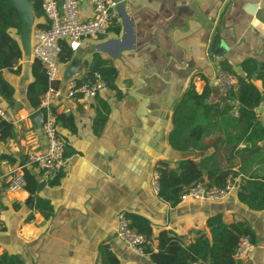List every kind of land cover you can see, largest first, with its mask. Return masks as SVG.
Instances as JSON below:
<instances>
[{
    "label": "crops",
    "instance_id": "obj_1",
    "mask_svg": "<svg viewBox=\"0 0 264 264\" xmlns=\"http://www.w3.org/2000/svg\"><path fill=\"white\" fill-rule=\"evenodd\" d=\"M79 2L80 16L92 17L90 0ZM124 4L123 11L115 6L116 23L108 35L82 39L72 49L71 60L61 63L63 81L74 58L80 62L74 76L84 78L95 53L110 61L118 74L115 88L106 86L95 98L63 96L56 100L58 120L71 116L74 124L70 130L59 120L67 164L57 186L49 185V179L28 159L46 149L40 125L31 118L38 107H32L27 97L34 81L35 59L31 52L24 54L19 73L3 70L15 92L11 103L0 95V104L13 124V134L0 140V208L6 222L0 232V255H17L25 264H105L104 249L108 247L120 264H155L148 254L135 252L116 236L119 212L149 220L155 249L162 230L180 236L185 244L202 234L209 237L208 220L221 215L227 224L242 221L253 229L249 264H264V210H251L242 203L236 187L241 177L264 173V148L243 158L247 151L242 150L250 145L243 142L238 146L241 152L232 162L233 170L240 174L235 188L222 200L187 199L172 206L151 185L161 162H167L169 168H177L185 159L206 160L207 165L221 168L229 164L225 153L215 155L217 148L226 145L218 137L226 135V128L219 125L212 130L208 117L199 119L205 125L198 142L203 149L194 144L185 151L177 150L170 134L175 130L177 108L189 89L201 94L208 88L209 104L226 103L216 81L219 68L237 79L234 73L246 76L245 66L255 62L258 69L251 81L264 91L259 77L264 73V23L254 15L264 8V0H124ZM35 23L46 25L43 16ZM63 43L69 45L67 40ZM135 90L145 102L133 96ZM263 100L256 108L262 125ZM103 103L108 113L102 109ZM237 107L235 102L232 116L236 117ZM5 155L14 161L3 158ZM25 167L39 184L45 182L41 189L38 185L36 195L25 187L14 192L7 189L11 176L18 170L24 174ZM29 197L34 200L31 207ZM38 198L53 205L48 219L36 208Z\"/></svg>",
    "mask_w": 264,
    "mask_h": 264
},
{
    "label": "trees",
    "instance_id": "obj_2",
    "mask_svg": "<svg viewBox=\"0 0 264 264\" xmlns=\"http://www.w3.org/2000/svg\"><path fill=\"white\" fill-rule=\"evenodd\" d=\"M30 1L33 3L35 18H41L43 16L41 0ZM42 26L40 23L35 24V28ZM11 29L15 30V36L10 32ZM20 33L21 22L16 10L11 7L8 0H0V95L10 103L13 101L15 90L4 78L3 70L6 69L13 73L20 72L19 62L24 57L22 46L17 37L20 36ZM61 46L60 62L67 63L73 56L72 48L67 43H63ZM257 69L258 67L253 61H249L245 66L246 76H240L229 69L237 76V87L226 96L224 104L220 100L209 104L207 102L208 88L201 94L191 88L181 100L174 117L175 130L170 134L172 146L177 150L185 151L190 148V145L196 144L198 149H203V146H198V142L203 138L205 125L199 119L202 120L205 116L211 120L212 130L219 125L225 126L226 135L218 137L225 140L226 145L217 148L215 155L220 151L225 153L229 164L221 168L217 164L207 165L206 160L196 162L193 159H185L177 168H169L167 162H161L157 167L159 172L158 195L172 206L177 205L181 201L182 194L196 183L222 188L228 182L235 181L240 172L233 170L235 164L232 161L236 158L237 153L241 152L237 149L238 146L243 142L248 143L250 146L242 150L248 151L264 141V125L261 124L256 113V108L263 100L264 91L261 92L251 81ZM94 71H99L103 75L107 86L115 88L117 68L97 53L92 56L87 67L88 74ZM32 74L34 81L28 86L27 97L31 106L37 108L40 96L48 85L42 64L37 59L32 65ZM259 77L263 80L264 85V73H260ZM117 96H120V92H117ZM235 102L238 104L236 117L231 115V110L235 108ZM102 109L106 113L109 112L105 103H103ZM106 113L102 118L106 117ZM195 113H202V117L196 118ZM59 120L70 130H74L71 116H59ZM12 134V122L0 118V140ZM3 158L9 159L11 162L14 161L7 155ZM24 177L26 180L25 189L32 195H36L39 182L29 168H24ZM61 178L62 174L59 173L48 183L51 186H57L61 182ZM237 193L239 200L251 210H264V173L241 177ZM36 208L46 219L51 217L54 210L50 200L43 198L37 199ZM127 216L131 220V226L137 232L153 239V230L148 219L135 214ZM207 224L210 227V236L202 234L189 244H185L180 236L172 234L168 230H162L156 238L157 248L155 249L149 244L144 248V253L148 254L155 264H239L234 258L235 250L243 235L249 236L254 242L253 229L242 221L227 224L221 215L211 217ZM104 255L105 264H120L108 247H105ZM0 264L25 263L17 255L3 253L0 255Z\"/></svg>",
    "mask_w": 264,
    "mask_h": 264
},
{
    "label": "built area",
    "instance_id": "obj_3",
    "mask_svg": "<svg viewBox=\"0 0 264 264\" xmlns=\"http://www.w3.org/2000/svg\"><path fill=\"white\" fill-rule=\"evenodd\" d=\"M94 15L89 18L80 16L79 0H41V8L46 25L37 27L33 31L32 57L39 60L47 77V89L41 94L38 105L40 112V129L46 140L43 152L31 154L29 162L39 168L43 176L49 180L57 176L66 166V141L60 134L55 102L63 96L67 98L81 97L95 98L103 89L106 81L99 71L90 74L86 72L84 78L75 76L64 80L61 75L60 54L61 43L67 40L75 50L82 39L97 38L108 35L116 23L117 11L113 0H90ZM216 81L221 96H227L236 84V77L229 71L219 68ZM0 118L10 121L6 109L0 104ZM152 188L159 191V172L152 176ZM26 186L24 174L18 170L10 178L7 189L17 191ZM235 188V182H228L224 187H208L205 183H196L185 191L181 200L194 199L201 201L222 200ZM6 222L3 209L0 208V232L5 229ZM116 236L124 241L132 250L144 253L147 245H152L151 239L137 232L124 212L117 216ZM254 244L250 237L243 235L235 250L234 258L239 264H249Z\"/></svg>",
    "mask_w": 264,
    "mask_h": 264
},
{
    "label": "water",
    "instance_id": "obj_4",
    "mask_svg": "<svg viewBox=\"0 0 264 264\" xmlns=\"http://www.w3.org/2000/svg\"><path fill=\"white\" fill-rule=\"evenodd\" d=\"M9 4L11 5L12 8H14L17 12V15L19 17V20L21 22V33L19 37L20 44L22 46L23 52L26 55H29L32 49V39H33V31L35 29V16L33 13V3L30 0H8ZM116 4V8L121 11L124 9V0H113ZM263 11L264 8L262 9H257L254 12L255 19L258 22H263L264 23V17H263ZM257 28H260L259 25H256L255 22L253 23ZM262 32V31H261ZM80 62L74 58L71 61V64L68 65L64 71V79L68 80L69 78L73 77L76 74L78 65ZM137 90H135V93L133 96L141 101H144V97H138V94L136 95ZM225 100V98L223 99ZM262 109H264V100H263V105ZM36 125L39 124V118H40V112L36 111L33 116L31 117ZM264 148V141L261 144L256 145L255 147L251 148L249 151L245 152L243 154V158H246L250 155H253L255 153L261 152ZM45 185V182H41L39 184V188L41 189L42 186ZM238 184H236V187ZM34 200L32 197H29L27 199V204L28 206H33Z\"/></svg>",
    "mask_w": 264,
    "mask_h": 264
},
{
    "label": "rangeland",
    "instance_id": "obj_5",
    "mask_svg": "<svg viewBox=\"0 0 264 264\" xmlns=\"http://www.w3.org/2000/svg\"><path fill=\"white\" fill-rule=\"evenodd\" d=\"M11 32H13L14 34H15V30H11ZM18 37V39H19V35L17 36ZM197 116H200V117H202V113H199ZM203 122H206V120L205 121H203Z\"/></svg>",
    "mask_w": 264,
    "mask_h": 264
}]
</instances>
